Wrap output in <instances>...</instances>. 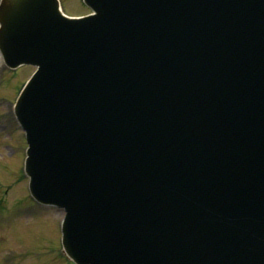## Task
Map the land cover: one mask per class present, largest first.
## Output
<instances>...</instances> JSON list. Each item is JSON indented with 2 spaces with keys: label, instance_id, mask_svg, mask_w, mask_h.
<instances>
[{
  "label": "water",
  "instance_id": "water-1",
  "mask_svg": "<svg viewBox=\"0 0 264 264\" xmlns=\"http://www.w3.org/2000/svg\"><path fill=\"white\" fill-rule=\"evenodd\" d=\"M3 0L39 70L18 113L34 191L91 264H264V0ZM83 257V258H84Z\"/></svg>",
  "mask_w": 264,
  "mask_h": 264
},
{
  "label": "rangeland",
  "instance_id": "rangeland-1",
  "mask_svg": "<svg viewBox=\"0 0 264 264\" xmlns=\"http://www.w3.org/2000/svg\"><path fill=\"white\" fill-rule=\"evenodd\" d=\"M69 14L90 10L82 0H61ZM33 67L2 70L0 99L15 102ZM2 105V104H1ZM7 125H0V264H75L63 250L60 218L63 211L35 207L28 197L23 169L26 140L14 113L0 107ZM2 128V129H1Z\"/></svg>",
  "mask_w": 264,
  "mask_h": 264
}]
</instances>
